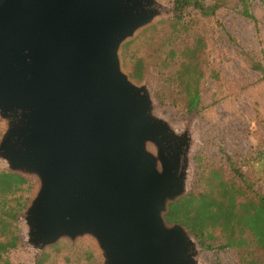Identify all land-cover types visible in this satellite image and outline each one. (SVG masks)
Returning a JSON list of instances; mask_svg holds the SVG:
<instances>
[{
	"label": "water",
	"instance_id": "95a60500",
	"mask_svg": "<svg viewBox=\"0 0 264 264\" xmlns=\"http://www.w3.org/2000/svg\"><path fill=\"white\" fill-rule=\"evenodd\" d=\"M162 14L158 0H0V163L36 182L34 251L88 239L101 264H203L166 219L189 193L192 124L159 113L122 59Z\"/></svg>",
	"mask_w": 264,
	"mask_h": 264
},
{
	"label": "rangeland",
	"instance_id": "374dc122",
	"mask_svg": "<svg viewBox=\"0 0 264 264\" xmlns=\"http://www.w3.org/2000/svg\"><path fill=\"white\" fill-rule=\"evenodd\" d=\"M204 4L209 12L213 5L218 7L214 14L187 8L183 20L188 30L173 36L168 31L176 20L175 2L158 0L163 14L130 40L128 48H123L124 68L132 77L134 64L142 59V79L132 78L138 83L147 82L156 98L157 111L175 124H192L195 141L189 192H200L216 184L211 172L221 169L225 178L237 181L240 179L236 170H240L250 183L248 195L264 194V77L254 67L257 62L264 64V0H249L255 20L244 14L243 0H204ZM197 41L202 45L203 75L198 82L199 102L189 110L176 73L182 58L177 53L169 59L168 48L172 44L181 49ZM2 132L0 120V138ZM35 184V180H28L27 189L22 192L26 204L17 210L19 244L8 257L23 264H101L88 239L61 240L42 252L28 246L23 238L22 214ZM196 240L203 264H239L235 248L209 249L199 238Z\"/></svg>",
	"mask_w": 264,
	"mask_h": 264
},
{
	"label": "trees",
	"instance_id": "16d2710c",
	"mask_svg": "<svg viewBox=\"0 0 264 264\" xmlns=\"http://www.w3.org/2000/svg\"><path fill=\"white\" fill-rule=\"evenodd\" d=\"M174 2L176 20L168 31L173 36L188 30L186 21L183 20L187 8L194 7L205 14H214L218 7V4L213 5V10L209 12L204 0ZM243 2L244 14L255 20L254 14L249 10V0ZM129 45L130 42L126 43L125 49ZM201 46L197 41L181 49L172 44L168 48L169 59H173L177 53L182 58L176 73L189 110L200 99L198 82L203 75L200 65ZM164 62L167 67L168 60ZM254 67L264 77V64L257 62ZM142 70V59H138L134 64L132 77L142 79ZM236 173L240 181L225 178L221 169L212 170L211 176L216 184L200 192H189L171 203L166 219L185 225L204 247L235 248L239 254V264H264V194L255 192L248 195V178L240 170H236ZM26 183L28 181L17 174L0 171V264H23L13 262L7 254L19 244L16 216L17 210H21L26 204L22 193L27 189Z\"/></svg>",
	"mask_w": 264,
	"mask_h": 264
}]
</instances>
